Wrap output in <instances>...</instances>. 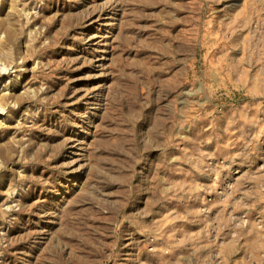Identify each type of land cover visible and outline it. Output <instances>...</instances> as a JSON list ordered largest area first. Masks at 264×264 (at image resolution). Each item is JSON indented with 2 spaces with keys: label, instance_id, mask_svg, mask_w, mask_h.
<instances>
[{
  "label": "rangeland",
  "instance_id": "obj_1",
  "mask_svg": "<svg viewBox=\"0 0 264 264\" xmlns=\"http://www.w3.org/2000/svg\"><path fill=\"white\" fill-rule=\"evenodd\" d=\"M0 264H264V0H0Z\"/></svg>",
  "mask_w": 264,
  "mask_h": 264
},
{
  "label": "bare ground",
  "instance_id": "obj_2",
  "mask_svg": "<svg viewBox=\"0 0 264 264\" xmlns=\"http://www.w3.org/2000/svg\"><path fill=\"white\" fill-rule=\"evenodd\" d=\"M5 73V72H4Z\"/></svg>",
  "mask_w": 264,
  "mask_h": 264
}]
</instances>
